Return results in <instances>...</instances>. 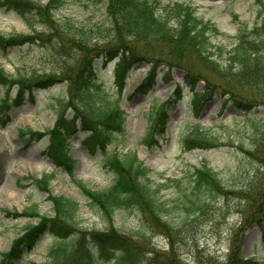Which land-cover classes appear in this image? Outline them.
Instances as JSON below:
<instances>
[{
	"label": "rangeland",
	"instance_id": "obj_1",
	"mask_svg": "<svg viewBox=\"0 0 264 264\" xmlns=\"http://www.w3.org/2000/svg\"><path fill=\"white\" fill-rule=\"evenodd\" d=\"M35 1L46 3L48 0ZM175 1L191 5L196 17L210 21L217 27L219 32L210 34V42L213 51L216 49L218 54L223 53L222 58L235 44L240 25L246 23L250 27L258 21L254 0H159L162 6ZM53 17L58 20V26L54 22L42 24L38 18L30 26L16 12L0 9L1 34L31 39L23 40L5 53L0 51V62L7 73L20 71L45 77L52 72L58 73L56 70L60 67L69 68L78 64L92 51L91 47L79 41L82 29L92 33L86 36L94 42L98 40L97 37L104 35V27L109 24L104 4H96L95 0H64L62 6L53 12ZM62 31H69L70 34L65 35ZM57 41L62 46L57 47ZM98 42L103 49L104 40ZM132 52L137 60L122 89L116 86L114 80L117 58L110 60L106 66H102L100 58L97 59L95 66L101 68L95 88L97 101L117 103L125 112V124L123 132L114 134L112 143L105 149L99 146L91 148L83 142L86 131L81 130L71 138L69 153L76 161L75 178L92 189H105L114 179L112 172L105 167L106 153L116 150L121 156L135 154L138 162L149 171L146 177L148 181L145 182L152 190L166 184L155 192V197L165 202L162 220L174 228L172 238L168 239L167 234L151 229L142 214L132 210L114 212L113 225L135 239L147 261L156 253L175 264H225L235 233L242 253L264 264L260 230L255 224L247 221L244 224L238 212L239 197H220L216 194L209 214L192 217L183 209L182 196V192L190 189L188 174L202 164L217 172L223 185L232 189L250 186L251 192L252 188L264 184V170L245 152L251 147V125L264 128V98L230 79L220 80L199 66H190V60L186 58L182 61L183 66H177L164 50L133 43ZM212 57L216 58V55ZM151 65H156L157 71L153 87L145 91L137 90ZM187 66L198 78L194 80L195 90L205 89L209 92L206 99L203 100L201 96L194 98L187 86L190 80ZM67 73L68 70L65 74H58L59 79L47 88L34 89L32 101L13 105L3 116H8V122L3 125L0 121V261L1 255L22 234L24 227L29 222H35L31 216H7L4 209L22 214L34 207L42 215H52L48 194L34 182L43 173L53 175L47 185L50 194L62 195L77 202L76 227L101 231L107 226L89 208L73 178L62 169L55 168L43 154L48 143L47 137L26 141L29 135L23 134V130L29 128L46 132L53 125L57 117V101L68 94ZM165 73L168 78L163 77ZM178 82L186 87L182 99L168 113V131L153 135L155 143H142L150 128L151 112L170 96ZM14 89L0 86V101L8 91L9 94L14 93ZM235 101L251 103V114L241 112ZM194 124L211 129L218 137L216 146L186 149L180 137ZM173 179H180L181 188L184 189L177 187ZM137 231H142V236L137 235ZM54 241L50 235L43 236L40 244L24 255L18 264L48 262V247ZM112 255L113 251L107 256ZM103 259L95 264H110Z\"/></svg>",
	"mask_w": 264,
	"mask_h": 264
},
{
	"label": "trees",
	"instance_id": "obj_2",
	"mask_svg": "<svg viewBox=\"0 0 264 264\" xmlns=\"http://www.w3.org/2000/svg\"><path fill=\"white\" fill-rule=\"evenodd\" d=\"M63 3L64 0H48L46 3L35 0H0V9L16 12L30 26L37 18L42 24L50 25L54 22L53 24L58 26L53 12ZM95 3L104 4L109 24L104 27V35L97 37L98 40L94 42L86 36L92 33L82 29L78 36L79 41L91 47L92 51L78 64L75 63L69 68L60 67L56 70L58 73L52 72L41 77L35 73L25 74L20 71L9 74L0 62V86L6 89L15 88L12 97L7 94L3 98L0 114L5 115L12 105L32 101L34 89L51 86L59 79L58 74L69 71L65 75L69 81L68 94L57 101L58 111L53 126L44 133L27 129L23 134L29 135L27 141L47 136L48 143L43 154L54 167L64 170L73 178L89 208L107 226L101 231L76 227L77 202L61 195L49 194L52 215L39 214L34 207L22 214L5 210L7 216H31L35 218V222H29L22 234L13 240L8 251L3 254L1 264H18L26 253L31 252L41 242L44 234H50L55 239L48 247L49 261L44 264H95L104 257V262L110 264H175L156 253L147 261L135 239L113 225L112 216L116 210H132L142 214L151 229H158L167 234L168 239L172 238L174 232L172 225L161 218V214L166 210L165 202L155 197V192L166 184L158 185L152 190L145 182L148 181L146 177L149 171L138 162L135 154L121 156L116 150L106 153L105 167L112 172L114 179L105 189H91L74 177L75 160L69 154L72 136L80 130L86 131L83 142L88 143L91 148L99 146L105 149L107 144L112 143L114 134L123 132L125 123L124 111L117 103L97 101L95 88L101 70L95 66L97 59H101L103 66L109 60L118 58L114 73L115 83L121 89L137 60L132 52L133 43H141L145 48L166 51L177 66H183L182 61L186 58L190 60V66H199L220 80L230 79L264 98V0H254L258 21L250 27L246 23L240 25L235 36L236 42L226 51L224 58L223 53L218 54L216 49L212 50L213 45L210 42V34H218L219 30L212 22L196 17L194 8L189 4L175 1L162 6L159 0H95ZM62 33L70 34L69 31ZM19 36L6 37L0 33V51L5 53L7 49L26 39ZM99 40H104L103 49ZM56 45L62 46L58 41ZM213 55H216V58H213ZM220 59H223L222 62ZM156 72V65H151L137 90H150L157 76ZM187 75L190 78L187 86L193 92L194 98L201 96L203 100L206 99L209 92L205 89L195 90L194 80L198 78L188 66ZM163 77L168 78L166 73ZM185 87L179 82L176 83L170 96L154 108L150 114L149 131L142 143H155L153 135L166 133L169 128L168 113L172 106L182 99ZM235 103L241 112L251 114V103ZM262 103L264 104V101ZM194 105L196 107L195 102ZM6 119L8 120V117ZM251 130V147L245 152L264 170V128H257L252 124ZM180 138L186 149L212 148L218 143V137L211 129L197 124L188 128ZM51 177L52 174H43L34 182L48 192L47 185ZM188 177L190 189L182 192V196L183 209L189 216L209 214L216 194L220 197H239L238 212L244 224L247 221L259 227L264 247V184L256 189L252 188L251 192L250 186L229 188L223 185L218 173L206 164L194 167ZM173 180L177 187L181 188V180ZM243 202H246V205H243ZM141 233L142 231H137V235L142 236ZM239 244L234 233L230 241L229 258L225 264H261L253 257H246ZM112 251L113 255L107 256Z\"/></svg>",
	"mask_w": 264,
	"mask_h": 264
}]
</instances>
